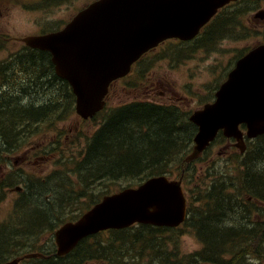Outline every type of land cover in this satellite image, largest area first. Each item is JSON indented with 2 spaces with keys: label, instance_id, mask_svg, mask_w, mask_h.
Segmentation results:
<instances>
[{
  "label": "trees",
  "instance_id": "obj_1",
  "mask_svg": "<svg viewBox=\"0 0 264 264\" xmlns=\"http://www.w3.org/2000/svg\"><path fill=\"white\" fill-rule=\"evenodd\" d=\"M239 11H231L229 19ZM226 25L222 16L207 34ZM22 56L15 63L24 73L23 81L13 82L15 95L0 93V149L16 146L33 122L51 121L73 107L72 92L51 72L49 63L31 51ZM21 83L22 87H17ZM45 86L55 93L46 103L23 101L22 95L33 99L44 93ZM194 127L173 106L133 102L112 108L87 139L82 157L66 171L58 170L45 179L28 177L27 190L16 204L14 228L4 232L7 244L21 236L24 242L37 240L43 229L53 231L65 220L77 217L101 196L116 191L111 181L121 189L169 171L171 165L180 163L176 161L179 152L191 144ZM248 147L240 156L242 170H237L238 175L199 191L205 192L199 196L201 205L189 206L185 222L202 242L200 250L180 254L179 229L135 224L85 238L70 254L39 259L38 264H85L97 258L105 264H249L254 258L257 264H264V168L251 170L256 161L264 164V135ZM83 199L85 207L81 206ZM77 205L81 208L74 212ZM170 244L175 246L168 247Z\"/></svg>",
  "mask_w": 264,
  "mask_h": 264
},
{
  "label": "water",
  "instance_id": "obj_2",
  "mask_svg": "<svg viewBox=\"0 0 264 264\" xmlns=\"http://www.w3.org/2000/svg\"><path fill=\"white\" fill-rule=\"evenodd\" d=\"M230 0H97L80 11L62 30L24 41L49 50L56 73L76 95V110L87 117L103 107L113 79L125 75L131 63L167 37L192 38L218 7ZM217 99L190 117L199 125L197 156L219 129L242 142L264 133V45L240 58L216 92ZM237 143V145L239 144ZM243 147V144H239ZM179 181L153 178L138 188L104 196L76 221L55 232L57 255L71 251L85 236L134 222L177 226L186 217Z\"/></svg>",
  "mask_w": 264,
  "mask_h": 264
},
{
  "label": "rangeland",
  "instance_id": "obj_3",
  "mask_svg": "<svg viewBox=\"0 0 264 264\" xmlns=\"http://www.w3.org/2000/svg\"><path fill=\"white\" fill-rule=\"evenodd\" d=\"M43 1L48 3L45 4ZM59 1H50L49 3V0H36L37 7L32 8L24 4L27 0H7L6 14L2 16V20L6 24L7 34L15 37L17 41L6 43L4 50L0 53V57L10 59V51H16L22 46L19 40L20 37L40 31L39 28H42L43 25L49 26L57 22L63 24L78 9L91 0ZM247 4L252 5L251 7H246L239 18L244 25V29L232 23L229 28L233 34L220 36L216 42L214 41L205 47H199L188 52L184 54L185 56L183 55L184 57L180 58L177 55V60L171 54V49H174L175 45L168 42L149 51L143 63L139 67L137 66V69H133L134 72L131 71V73L133 72L132 75L117 81L110 89L107 96V107L133 99H149L162 103H173L180 106L183 110L189 111L197 109L205 101L211 100L217 87L216 85L224 80L226 73L237 57L263 39L264 18L255 19L253 14L261 8L264 9V0H244L237 7L241 8ZM168 47H171V51H168ZM138 71H141L140 75ZM12 74H14V71L11 72L10 79H13ZM9 92L10 94L16 93L12 90ZM43 92L41 95H37L43 100L36 99V96L32 99V102L46 103L47 99L55 95L51 88L45 87ZM27 99L31 100L30 97H27ZM99 119L100 117L98 116L96 119L84 121L76 114H68L59 117L53 123L45 122V124L37 125V130L30 132L27 138V146L31 145L32 149L26 147L20 152H18V149L12 152L11 159L14 166H21L27 169V172L32 173L33 177L46 176L50 172L59 169L66 171V166L70 165L67 164L68 158L72 152L77 153L82 147V143H85L86 137L96 130L99 126ZM56 137H59L60 140V145L56 149L52 148L45 155L43 153L37 154L42 146L49 144ZM225 143L226 141L212 146L207 157H211V161L217 163L220 161L224 162V158H228L227 166L229 167L227 170L230 174L235 175V166L239 158L231 160V155L236 148L223 147ZM29 152V161H25L24 158L23 160L21 159L22 161L14 162V158ZM6 154H10V152H4V155ZM208 164V162L201 160L194 163L192 167H197L201 172L203 167L209 166ZM254 164L255 168L252 166V171L259 172L264 168V164L261 162L258 163L256 161ZM6 170L7 167L0 165V175H3ZM174 173L177 174V171ZM209 178L210 176L202 173L199 180L200 182L203 180L208 181ZM197 182L198 179L196 178L186 183V185L184 183L188 198L195 195V186L200 184ZM15 185H19V183L13 182L8 189L3 190L0 188V192H3V196L0 197V224L5 223L11 217V214L13 215V201L18 195ZM110 185L117 187L118 183H110ZM190 189L193 190L190 191ZM81 202H83L82 206H84L86 200L84 199ZM196 204L194 203V206ZM5 231V229L0 227V235ZM51 233L50 230L42 234L40 232L41 235H36L38 241L30 238L28 240L30 245L25 246L23 249L28 248L30 250L33 248L35 250L46 246L48 242H51ZM178 235L180 254L191 253L200 247L198 239L192 231H187L185 226L179 228ZM171 246L175 245L170 244L168 247ZM23 252L8 255L7 258L11 260L13 256ZM85 264H103V262L90 261ZM193 264L197 263L193 262ZM249 264H257L256 259H252Z\"/></svg>",
  "mask_w": 264,
  "mask_h": 264
},
{
  "label": "flooded vegetation",
  "instance_id": "obj_4",
  "mask_svg": "<svg viewBox=\"0 0 264 264\" xmlns=\"http://www.w3.org/2000/svg\"><path fill=\"white\" fill-rule=\"evenodd\" d=\"M6 4H7V0H0V48L1 49L6 44V37H7L6 24L2 20V16L6 14ZM0 64L2 65L3 63L0 62ZM21 260L22 259H20L19 261Z\"/></svg>",
  "mask_w": 264,
  "mask_h": 264
},
{
  "label": "bare ground",
  "instance_id": "obj_5",
  "mask_svg": "<svg viewBox=\"0 0 264 264\" xmlns=\"http://www.w3.org/2000/svg\"><path fill=\"white\" fill-rule=\"evenodd\" d=\"M21 106H22V105H21ZM237 206H238V205H237ZM235 208H236V206H235ZM235 208H234V209H235ZM236 209H237V208H236ZM237 211H238V210H237ZM238 212H239V211H238Z\"/></svg>",
  "mask_w": 264,
  "mask_h": 264
}]
</instances>
